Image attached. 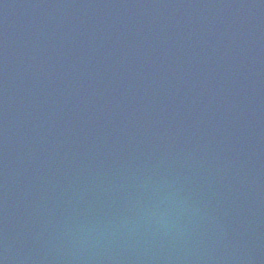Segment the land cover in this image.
<instances>
[{
  "label": "water",
  "instance_id": "water-1",
  "mask_svg": "<svg viewBox=\"0 0 264 264\" xmlns=\"http://www.w3.org/2000/svg\"><path fill=\"white\" fill-rule=\"evenodd\" d=\"M65 1L60 2V6L55 5L56 9L61 11L60 7H64ZM135 1L117 0L115 3L117 13H121L126 7L128 12L130 10V13L136 16L130 17L135 18L133 21L137 24L136 34L130 35L128 32L124 34V37L134 41V44H129L126 48L132 52L136 51L134 46L137 47L144 56L148 57L147 62L149 60L154 62L155 52H162V49L174 53V41L170 37L160 36L167 39L165 43L156 37L161 33L160 24L153 25L152 33L148 36L150 25L145 20L151 23L152 20L145 17L143 12L145 9L140 10V15H136L137 10L131 8ZM164 1L168 3L172 1L170 9L165 10L163 19L175 20V24L170 28L171 34L174 35L183 27L178 20L184 18L185 13L181 12L178 4L173 0ZM22 2L23 0L9 1L8 8L0 9V32L7 35L9 39L7 43H0V61L9 60L8 48L14 41L20 37L19 46L26 47L30 42L27 38L34 33L27 26L23 30H16L22 19L26 20L25 22L31 19L27 12L20 10ZM176 2L183 3L187 12L194 15L189 20L192 25L197 26L199 22L202 23L200 20L212 22L216 19L222 20V24L230 29L233 26H245L249 31L244 41L227 48V53L232 52L244 63L241 70L233 67L236 74L241 71L244 79L239 82L237 88L232 89L234 92L232 120L238 117V122H240L249 117L256 124L264 126V121L257 118L260 115L264 116V83L256 81L259 75L264 77V0H176ZM225 2L232 3L231 6L240 7V13L234 16L231 13L232 8H225ZM74 3H79V6L77 8L74 6L75 9L70 8L71 11L68 14L75 21L78 32H82L78 39L83 38L84 42L82 40L81 42L87 50L84 58L88 60V52L92 55L91 50L104 48V39L102 34L97 35L91 31V28L97 25L88 18L93 5L91 0H74ZM204 5L208 6L209 10L207 18L202 17L207 11L200 12ZM213 9L218 13H210ZM85 13L88 14L84 15ZM232 18L234 21L231 20ZM113 24L114 20L109 18L106 29L109 36L116 34ZM184 29L187 32V28L184 27ZM9 35L11 38L15 37L10 39ZM71 36L67 34L57 43L62 45L68 43ZM110 46L113 50L114 46ZM35 52L40 57L45 56L44 47ZM130 56L129 53L125 54L126 59H130ZM38 60L43 59L41 57ZM68 60L74 66L65 70H72L76 67L80 74L88 76L92 74L93 68L97 65L94 59L79 66H77L78 58H68ZM229 64L232 66L234 62L231 61ZM13 65L15 69L23 71V67L30 65V61L25 60L23 65L21 63ZM112 65L117 71L120 70L116 61L111 64L105 63L100 69L103 82L106 84L110 78L113 81H119L117 80L118 72L112 68ZM11 70L12 64H8L0 73V264H192L180 255L188 240L183 238V232L173 240L161 239L150 243L127 241L124 238L119 241L115 240L109 235L107 229L100 228L101 220L105 219V215L100 211H93L89 206L83 209L82 215L77 214L81 208L79 204H76L77 198L90 204L97 202L107 204L108 200L104 195L94 194L83 187L74 185L62 172L43 164L45 161L43 155L49 152L54 153L53 147L43 146L45 138L50 135L47 134V127L51 128L53 122H49L47 118H42V122L39 121L38 112L43 111L45 106L34 100L31 93L37 88L46 92L53 91L55 95L50 107L56 108V99H59L58 103L61 106L68 104L75 112L80 107L88 106L90 102L94 104L108 102L106 98L111 95L108 88L86 101H77L72 93L62 97L57 87L58 84L49 81L48 83H36L31 87L28 85L29 87L25 90L29 89V91L22 98L19 83L11 81L10 76L5 77L6 74L12 73ZM233 71L230 72L231 82L234 79ZM208 72L220 76L213 66ZM99 78L100 76L91 77V81L99 83ZM64 79L67 81V78ZM212 84L209 83V85ZM207 95L212 96L210 92ZM243 97L245 102L240 101ZM237 103H239L238 106ZM230 118H228V123H231ZM225 125L228 128L227 123ZM51 131L54 130L51 128ZM56 135L58 134L52 133V137ZM149 135L153 134L150 132ZM147 137L145 135L139 139L134 138L122 143L125 146L123 151L127 148L137 156L141 151L148 150V148L134 147L137 142L141 146L144 140L147 145ZM53 139L61 143L58 138ZM24 146L32 149L30 154L20 155V149ZM84 169L89 173L86 176L82 169H75L74 174L82 177L76 182H86L88 177L100 178L98 174L105 175V172L94 163ZM116 206L119 207L118 204ZM141 208H146V204ZM243 220L236 226L239 227L236 232L222 238V242H230L239 253H247L250 256L249 260L253 263L264 260V257L258 258L259 255L264 254V221L248 216ZM94 240L100 243L97 244ZM219 246L221 245H216L217 248ZM230 259L235 261L233 257Z\"/></svg>",
  "mask_w": 264,
  "mask_h": 264
}]
</instances>
